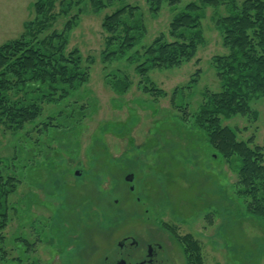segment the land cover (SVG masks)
Segmentation results:
<instances>
[{
    "label": "rangeland",
    "instance_id": "obj_1",
    "mask_svg": "<svg viewBox=\"0 0 264 264\" xmlns=\"http://www.w3.org/2000/svg\"><path fill=\"white\" fill-rule=\"evenodd\" d=\"M244 1L184 0L154 14L147 0H115L98 11L91 0H55L52 30L75 17L68 50L94 65L89 82L65 102L42 106L36 123L15 133L0 127V162L18 180L0 232V264H102L124 237L144 234L164 241L170 264H264V221L249 212L237 173L196 125L206 92L221 88L214 60L228 52L217 24ZM35 2L0 0V46L21 37ZM188 3L201 6L203 44L178 67L140 75L147 48ZM123 6L137 8L126 23L146 31H134L131 48L108 47L103 20ZM116 81L132 83L119 93ZM251 106L257 117L222 124L264 152V97ZM188 237L200 260H189L181 241Z\"/></svg>",
    "mask_w": 264,
    "mask_h": 264
},
{
    "label": "trees",
    "instance_id": "obj_2",
    "mask_svg": "<svg viewBox=\"0 0 264 264\" xmlns=\"http://www.w3.org/2000/svg\"><path fill=\"white\" fill-rule=\"evenodd\" d=\"M91 1L98 11L115 0ZM147 1L151 12L158 14L165 3L176 7L184 0ZM227 1L200 0V3L219 6ZM54 5L55 0H36L35 19L24 25L21 37L0 46V127L13 133L36 123L43 112L42 106L65 102L90 80L92 60L83 58L77 49L68 50L66 34L76 28L71 26H76L77 19H69L61 32L52 30L56 21ZM134 10L137 8L123 6L104 18L102 29L108 47L120 41L122 48H131L134 31H146L139 22L130 26L124 20L126 14L133 17ZM200 10V5L188 3L174 16L168 32L160 34L147 48L145 54L149 62L138 67L140 75L154 69L178 67L196 54L204 42ZM217 26L228 52L214 60L221 88L218 92H206L196 115V125L206 133L208 144L218 156L228 161L237 173L238 193L245 198L249 212L264 221L263 149L251 139L238 140L234 130L222 124L223 119L237 115L258 116L251 105L264 97V0H245ZM131 83L116 81L114 87L123 93ZM173 100L175 104V98ZM184 114L189 115L186 111ZM17 182L0 162V232L9 224V197ZM192 238L181 240L182 245L189 260H200L199 245Z\"/></svg>",
    "mask_w": 264,
    "mask_h": 264
},
{
    "label": "flooded vegetation",
    "instance_id": "obj_3",
    "mask_svg": "<svg viewBox=\"0 0 264 264\" xmlns=\"http://www.w3.org/2000/svg\"><path fill=\"white\" fill-rule=\"evenodd\" d=\"M167 232V231H166ZM171 245L175 244L173 235L170 234ZM141 240H136L132 235L126 236L118 243L120 251L112 259L106 258L102 264H170L172 254L167 251L161 239L154 240L152 235L144 234ZM148 238V239H146ZM170 243V242H169ZM170 245V246H171ZM134 260V261H133Z\"/></svg>",
    "mask_w": 264,
    "mask_h": 264
},
{
    "label": "water",
    "instance_id": "obj_4",
    "mask_svg": "<svg viewBox=\"0 0 264 264\" xmlns=\"http://www.w3.org/2000/svg\"><path fill=\"white\" fill-rule=\"evenodd\" d=\"M132 180V177L130 176L129 178H128V181H131Z\"/></svg>",
    "mask_w": 264,
    "mask_h": 264
}]
</instances>
